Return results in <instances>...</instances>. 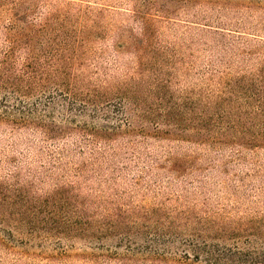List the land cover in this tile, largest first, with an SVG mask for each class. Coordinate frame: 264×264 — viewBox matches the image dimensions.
<instances>
[{"label":"rangeland","instance_id":"374dc122","mask_svg":"<svg viewBox=\"0 0 264 264\" xmlns=\"http://www.w3.org/2000/svg\"><path fill=\"white\" fill-rule=\"evenodd\" d=\"M214 1L224 6L245 2ZM207 2L198 12L206 13L213 26H200L213 33L166 25L156 45H145L147 87L138 110L125 99L99 102L76 118L80 132L61 141L33 130L0 127V264H210L205 260L209 250L222 264L230 259L264 264V147L215 143L218 134L200 141L190 128L206 106L213 121H220L217 130L235 118L239 126L264 129V114L257 108L264 97V43L225 37L218 31L224 25L216 22L231 19L259 33L264 16L236 8L215 11ZM8 23L7 17L0 21V45ZM116 34L109 31L95 55L114 82L137 61L132 33ZM230 80L233 88L226 86ZM199 99L211 103L194 106ZM10 100L16 109L21 107L17 99ZM106 115H118L119 121L104 119ZM129 117L137 127L156 121L171 132L147 142L137 138L134 145L128 137L107 145L84 139L85 129L124 126ZM174 123L176 127L170 125ZM222 137L234 136L227 132ZM115 151L119 159L131 162L125 169H112L117 166ZM79 173L90 178L97 195H117L119 204L136 202L149 219L139 218L122 234L98 232L97 227L108 223L102 218L104 209L92 207L94 218L87 224L70 207L45 204L58 183L74 182ZM28 201L31 222L20 221L15 213L26 209Z\"/></svg>","mask_w":264,"mask_h":264},{"label":"trees","instance_id":"16d2710c","mask_svg":"<svg viewBox=\"0 0 264 264\" xmlns=\"http://www.w3.org/2000/svg\"><path fill=\"white\" fill-rule=\"evenodd\" d=\"M203 1L213 3L210 6L215 11L236 8L264 16V0H244L242 4L228 6L214 0H0V21L3 17L9 20L3 45H0V127L16 131L33 130L47 140L61 141L80 132L81 127L74 123L76 118L86 114L89 107L98 106L99 102L108 104L118 98L125 99L138 110L147 87L143 62L145 45H156L166 25L185 24L188 29L202 27L200 25L212 27L207 23V14L198 12V6ZM216 22L224 25L218 26V31L225 37L240 38L248 44L252 41L264 43V28L259 29V33H251L231 19H217ZM201 30L214 32L205 27ZM109 31L114 32V36L124 31L132 33L131 44L137 45L133 53L137 59L135 67L115 82L114 77L108 75V66L95 57L102 51L101 43ZM234 85L232 80L226 84L229 88ZM221 92H224V85ZM10 99H17L21 107L16 109ZM26 99L33 101L28 102ZM197 103L209 105L211 102L199 99L194 101V106ZM257 108L264 114V97ZM19 113L22 115L19 116ZM118 117L106 115L104 119L118 120ZM213 120L209 107L204 106L190 125L198 140L203 141L207 134L209 137L218 134L212 140L215 143L243 148L264 147V129L256 130L252 125L239 126L238 118H235L232 123L228 122L226 126L222 124L217 130L214 126H219L220 121ZM220 120H224V117ZM120 124L100 125V128L94 127L90 131L85 129L88 133L84 139L90 138L96 143L107 145L128 137L131 138L130 144L134 145L137 138L139 142H147L171 132L164 131L156 121L137 127L133 117L126 120V125ZM170 125L176 127L175 123ZM227 132H231L234 137H222ZM61 152L67 154L66 149H61ZM113 159H117V166L113 170L125 169L131 163L119 159L116 151ZM76 178V181L69 183L71 185L58 183L44 199L45 204L50 208L59 204L70 207L87 224L94 218L90 210L92 207L104 209L102 218L108 219V223L97 227L98 232L109 229L122 234L131 229L139 218L149 219L147 213L140 214L142 207L136 202L119 204L117 195H97L93 192L88 176L81 177L79 173ZM26 206V209L18 208L15 214L20 221L31 222V202H26ZM52 225L60 230L54 220ZM205 256L210 264H222L212 250ZM240 262L241 259L237 262L230 259L225 264Z\"/></svg>","mask_w":264,"mask_h":264}]
</instances>
